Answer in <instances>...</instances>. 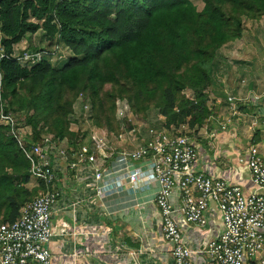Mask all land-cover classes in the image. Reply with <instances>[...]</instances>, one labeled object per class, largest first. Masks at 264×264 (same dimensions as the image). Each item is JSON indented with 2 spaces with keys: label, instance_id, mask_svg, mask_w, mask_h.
<instances>
[{
  "label": "trees",
  "instance_id": "trees-1",
  "mask_svg": "<svg viewBox=\"0 0 264 264\" xmlns=\"http://www.w3.org/2000/svg\"><path fill=\"white\" fill-rule=\"evenodd\" d=\"M201 1L199 11L189 0L1 1L0 109L19 116L31 142L49 136L73 150L87 134L70 130L79 96L89 106L87 122L108 134L116 136L120 124L131 129L134 118L145 120L154 110L164 132L187 135L183 128L210 115L207 92L218 51L242 37L245 19L264 16V0ZM37 31L47 43L57 36L71 56L55 66L45 59L25 67L12 59L13 46ZM116 101L127 105L131 122L116 120ZM7 134L0 126V224L15 221L43 190L26 187L29 162Z\"/></svg>",
  "mask_w": 264,
  "mask_h": 264
},
{
  "label": "built area",
  "instance_id": "built-area-1",
  "mask_svg": "<svg viewBox=\"0 0 264 264\" xmlns=\"http://www.w3.org/2000/svg\"><path fill=\"white\" fill-rule=\"evenodd\" d=\"M60 48L61 46L56 43ZM53 50L38 49L13 53L11 58L20 65L32 67L42 60L62 61L59 47ZM5 57L0 48V58ZM53 59V60H52ZM53 62V63H55ZM235 98H228L234 102ZM115 117L118 121L129 118L124 101H116ZM1 105L0 126L8 128L14 140L29 162L30 180L42 185L43 190L19 210L18 218L12 223L0 224V264H50L48 244L52 237L51 215L60 200L56 188L57 175L50 165V156L68 159L66 149L53 142L49 136H42L38 142L30 141V133L19 121V116L5 112ZM88 121L89 106L79 96L73 106L74 115ZM82 109V112L80 110ZM227 121L220 122L224 131ZM94 128V127H93ZM87 131L88 144L81 145L69 161V169L75 170L84 164H96V155L106 160L109 150L108 133ZM29 134V135H27ZM121 133L117 134L120 137ZM148 140L131 151L115 153L112 168H93L97 181V193L106 189L103 178L111 174V184L119 186L126 181L129 188H146L155 184L153 202L158 210L163 240L171 247L173 264H195L196 255L203 256V264H264V156L257 147H249L239 159L248 170L252 191L244 194L228 180L218 179L194 169L196 151L187 135L173 136L164 131L147 129ZM106 162V161H105ZM144 163L142 170L134 163ZM141 166V165H140ZM178 195V206L173 207L169 199ZM214 208L220 215L222 230L218 236L207 241L200 251L189 249L182 241L181 232L174 222L178 212L184 224L202 232L207 224V212Z\"/></svg>",
  "mask_w": 264,
  "mask_h": 264
},
{
  "label": "crops",
  "instance_id": "crops-1",
  "mask_svg": "<svg viewBox=\"0 0 264 264\" xmlns=\"http://www.w3.org/2000/svg\"><path fill=\"white\" fill-rule=\"evenodd\" d=\"M231 45L229 43L226 46ZM220 59L216 58L213 64L211 86L207 92L209 117L200 126L182 130L196 151V172L228 180L248 194L253 189L250 176L239 159L252 146L257 147L264 156V90L260 91L264 88V80L260 78L259 90H254L252 70L247 74L249 69L245 67L238 64L235 68L231 67L228 85L235 93L232 98H235L236 103L230 105L229 114L224 116L223 111L228 108H224L221 102L226 90L221 84L223 67H220L223 62H219ZM246 77L251 80L248 85ZM238 104L244 106L240 109L245 114L240 122L237 109L241 106ZM222 121H227L224 131L219 126ZM163 123L164 119L150 110L146 119L140 121V125L147 128H137L132 121L131 129H119L120 137L108 134L106 160L102 163V158L100 160L97 154L96 164L89 166L83 163L75 170L69 169V161L77 150L70 149L65 141L58 143L66 149L68 159L56 155L50 156L49 160L57 175L56 188L60 194L50 221V264H173L171 247L162 238L158 210L153 202L155 184H149L146 188L137 186L134 190L129 188L126 181L119 186L111 184L114 178L106 174L103 178L106 189L98 194L99 183L93 171V168L98 167L112 168L115 153L137 148L148 140L147 129L164 131ZM242 125L243 128L240 127ZM85 144H88L86 140L82 142V145ZM134 165L142 170L144 163L137 162ZM169 202L176 208L178 195L173 194ZM173 219L181 232L183 243L195 251H200L207 241L218 236L222 230L220 215L212 207L207 212V224L202 232L184 224L178 212L174 213ZM194 262L203 264V256L196 255Z\"/></svg>",
  "mask_w": 264,
  "mask_h": 264
},
{
  "label": "rangeland",
  "instance_id": "rangeland-1",
  "mask_svg": "<svg viewBox=\"0 0 264 264\" xmlns=\"http://www.w3.org/2000/svg\"><path fill=\"white\" fill-rule=\"evenodd\" d=\"M189 1L194 5V7L196 8L197 11H199L202 8V1L201 0H189ZM234 42H236V43L234 44ZM234 42H231L232 43L231 47H228V46L222 47L217 53V58H221L219 60V62H221V63L223 62V65L220 67V69L223 67L222 68L223 69L222 70L223 75H222V79H221V84H223L225 86V90L227 92V93L226 92L224 93L225 97L222 98V100H221L223 107L228 108V109H225L223 111L224 116L229 114V108L231 107L230 105H235V103H236L235 100L233 103L228 101V98L235 97L234 96L235 93L230 90V86L228 85L229 84L228 76L231 73V67L235 68V67H237L236 66L237 64L242 66V67H245L246 69H249L246 71L247 74H249L251 72L250 70H252V80L255 82V84L254 85L251 84V85H253L252 88L254 90H259L258 81L260 80V78H263L262 80H264V16L261 19H259L258 21H249V20L245 19L243 21L242 37L239 40H236ZM56 46H58V45H56V41L54 39L52 40V42L47 43L43 39L42 31H37L34 35L25 36L24 38H22V40L19 43L15 44L13 46V53H15V52L18 53V52H21L23 50H29V49H33V51L34 50L36 51L38 49L53 50V49H55ZM58 55L61 56V58H63V57L68 58L71 56V53L68 49H62L59 47ZM247 58H249V59L246 60ZM53 62H55V61H51V63H53ZM56 62H59V61H56ZM230 62H231V64H229ZM240 63H242V64H240ZM52 65L55 66L58 64L53 63ZM213 74H214V72H213ZM238 76H241V75L238 74ZM247 78H249V77H246V83L248 85V84H250L251 80H248ZM255 85H256V87H255ZM106 88H108V87H106ZM263 90H264V88H262V90H260V91H263ZM183 93L189 99H192L194 97L193 93L189 90H185ZM258 93H259V91H258ZM238 105H240L241 107H239ZM238 105H237L238 106L237 110H239L240 114L238 112L237 113L239 114L238 118H240V120H239V122H240L243 118H245V117H243L245 114L243 113L242 109H240V108H243L244 106H242L241 104H238ZM115 107L117 109V105H115ZM76 111H78V106L76 107ZM152 111H154V110H152ZM79 113L80 112L78 111V114H75L72 116L73 119H72V123L70 126V130H73L74 132L78 131V132H80V134H82V132H87V131L91 130V132H95L96 134L99 135L101 133L100 130L98 128H95L94 126H92L89 122H85L83 116H81ZM87 115L89 116V113ZM256 117L258 118V115ZM138 119L139 118L133 119L134 126H137V128H141V127L147 128V126L140 125V121H142V120L141 119L138 120ZM116 120H118V119H116ZM19 121H21V120L19 119ZM120 126L124 129V131L127 128V126H124V124L123 125L120 124ZM240 127L243 128L244 125H242ZM26 128L27 129L25 132L28 131L27 133H30L29 128L27 126H26ZM177 132L180 133V130H178ZM164 133L169 134V135H175L173 132L172 133L171 132H164ZM27 135H29V134H27ZM111 136H115V135L111 134ZM39 186H41V185L38 184L36 181L30 180V182L28 183V185L26 187L28 189H32V188H38ZM37 194H38V192H37Z\"/></svg>",
  "mask_w": 264,
  "mask_h": 264
},
{
  "label": "clouds",
  "instance_id": "clouds-1",
  "mask_svg": "<svg viewBox=\"0 0 264 264\" xmlns=\"http://www.w3.org/2000/svg\"><path fill=\"white\" fill-rule=\"evenodd\" d=\"M56 37H57V36H55L54 40L56 39ZM59 45H60V44H59ZM60 46H61V45H60ZM61 48H62V49H67V48H65V47H63V46H61ZM23 51H24V50H23ZM29 51H31V50H29ZM21 52H22V51H21ZM66 59H67V57H65L64 60H66ZM64 60H62V61H64ZM59 62H61V61H59ZM59 62H55V63L58 64ZM51 64H53V63H51ZM86 135H87V134H86ZM85 138H86V137H85ZM84 140H86V139H84Z\"/></svg>",
  "mask_w": 264,
  "mask_h": 264
},
{
  "label": "water",
  "instance_id": "water-1",
  "mask_svg": "<svg viewBox=\"0 0 264 264\" xmlns=\"http://www.w3.org/2000/svg\"><path fill=\"white\" fill-rule=\"evenodd\" d=\"M3 1V0H0V2Z\"/></svg>",
  "mask_w": 264,
  "mask_h": 264
}]
</instances>
